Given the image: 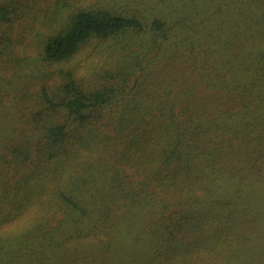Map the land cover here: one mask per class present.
Returning a JSON list of instances; mask_svg holds the SVG:
<instances>
[{
	"label": "trees",
	"instance_id": "1",
	"mask_svg": "<svg viewBox=\"0 0 264 264\" xmlns=\"http://www.w3.org/2000/svg\"><path fill=\"white\" fill-rule=\"evenodd\" d=\"M0 264H264V0H0Z\"/></svg>",
	"mask_w": 264,
	"mask_h": 264
},
{
	"label": "rangeland",
	"instance_id": "2",
	"mask_svg": "<svg viewBox=\"0 0 264 264\" xmlns=\"http://www.w3.org/2000/svg\"><path fill=\"white\" fill-rule=\"evenodd\" d=\"M65 67L73 68L78 75H82L86 81L90 80V82H94L93 80L98 78L97 73L101 69L102 64L87 50H83L66 64Z\"/></svg>",
	"mask_w": 264,
	"mask_h": 264
}]
</instances>
